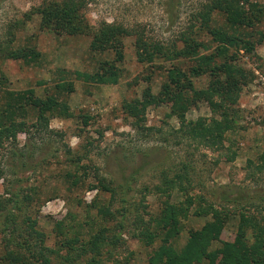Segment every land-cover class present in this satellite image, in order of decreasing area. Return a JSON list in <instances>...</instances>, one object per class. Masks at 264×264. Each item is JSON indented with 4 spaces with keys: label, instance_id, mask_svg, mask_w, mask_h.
Here are the masks:
<instances>
[{
    "label": "rangeland",
    "instance_id": "rangeland-1",
    "mask_svg": "<svg viewBox=\"0 0 264 264\" xmlns=\"http://www.w3.org/2000/svg\"><path fill=\"white\" fill-rule=\"evenodd\" d=\"M46 1L0 0V108L10 97L33 90L35 97L43 100L55 97L70 113L47 112L48 127L41 129L37 108L24 103L15 111V120L25 121L26 127L0 148V215L8 210L15 213L19 226L16 238H30L33 245L38 244L37 249L44 246L49 264H90L96 256L93 264H149L161 240L148 245L139 238L136 216L149 221L160 213L166 199L174 204L185 199L178 189L170 197L155 191L165 175L173 176L182 165L189 166L192 193L203 194L208 200L223 187L264 195V40L260 43L264 0L241 3L248 11L251 3L263 10L253 27H240L257 47L249 54L240 51V63L252 75L240 93L238 124L227 132L221 150L182 138L177 133L180 120L171 113L170 104H149L143 112L137 105L144 100L147 88L154 95L159 93L171 65L188 70L195 64L191 58H173L174 51L184 47L187 35L211 47L202 53L213 51L215 43L198 13L214 0H92L79 11L83 26L79 33L74 32V15L62 21L63 26L44 28L42 15L34 11ZM104 22L137 33L122 37L125 58L117 63L121 76L115 84L85 76L98 72L104 61L116 59L113 49L91 47L95 31ZM212 24L229 27L226 16L217 10L212 12ZM138 35L163 48L153 63L138 60ZM28 47L38 51L35 61L8 58L4 52ZM193 80L202 89L208 86L209 76ZM59 85H69V90ZM213 115L209 103L201 101L187 112V119H210ZM233 152L235 159L228 161ZM137 170L140 172L132 178ZM98 175L117 187L130 179L127 205H132L133 213L125 219L123 230L117 228L123 221L119 214L123 207L121 188L112 198L111 192L102 190ZM104 209L113 215L105 214ZM193 210L188 218H182L181 231L173 240L178 249L187 242L189 231L201 228L209 218L196 216ZM238 224L239 216L232 215L222 239H233ZM103 228L108 229L110 242L101 243L98 256L90 244ZM21 232L24 236H19ZM119 233L122 241L116 245L111 240ZM248 236L254 242L251 230ZM3 237L0 226V264H9L4 258ZM221 246L214 242L211 248ZM21 253L27 259L26 252Z\"/></svg>",
    "mask_w": 264,
    "mask_h": 264
},
{
    "label": "trees",
    "instance_id": "trees-1",
    "mask_svg": "<svg viewBox=\"0 0 264 264\" xmlns=\"http://www.w3.org/2000/svg\"><path fill=\"white\" fill-rule=\"evenodd\" d=\"M92 0H49L35 9L34 13L42 15V26L44 28L55 29L63 26L62 21L76 18L74 32L82 31L79 11ZM248 1V0H246ZM243 0H214L205 10L198 13L201 18V25L212 36L215 48L211 53H202V50H210L211 47L204 42L187 35L184 38V47L174 51L173 58H191L195 64L188 70L173 64L167 71V80L162 84L157 95L152 94L151 88L145 90L144 100L138 101L140 111L146 109L149 104L171 105V113L180 120L181 127L177 131L182 138H189L215 150L224 147L227 132L234 130L238 124L239 108L238 102L243 87L248 83L252 72L247 70L240 63V51L253 53L257 43L250 39V34L240 31V27H253L255 21L260 20L263 10L255 3H251L249 11L241 3ZM257 9V10H256ZM215 10L226 16L229 27L213 26L212 12ZM259 12V15L256 13ZM254 14V15H253ZM69 22V20H68ZM72 23V21H71ZM66 25L67 23L64 22ZM121 25L102 23L95 31L91 47L93 50L108 51L115 50V61H104L98 72L92 75H85L87 78L104 84L118 83L121 71L117 63L125 58L122 37L137 34ZM263 37L260 43L263 42ZM138 60L144 63H153L156 55L164 52L157 43H150L148 40L138 35L136 39ZM5 55L12 59H22L26 62L35 61L39 53L35 48H20L16 50L5 49ZM208 74L209 83L206 88L198 89L193 78ZM84 75L78 73V76ZM61 89H68L69 85H59ZM27 94H30L29 97ZM201 101H207L214 113L208 119L200 117L196 121L187 119V112L198 105ZM28 103L38 109V127L41 129L48 127L49 117L47 112L53 114L57 110L60 115L69 116V108L62 105L55 97L47 100L35 97L34 91H27L16 97H10L4 108H0V148L9 138L16 139L18 132L25 131L26 122L15 120V111L18 107ZM133 115L137 111L130 109ZM87 121V118L85 119ZM33 126H36L34 124ZM236 152L228 157V161H233ZM264 161V153L261 155ZM190 168L187 165L175 171L173 176L165 175L161 185L155 187L159 194L170 197L174 190L178 189L185 196L180 204H174L169 199L164 201L160 213L146 221L142 215H137L134 222L138 232V237L148 245H153L157 240L161 243L150 255L149 264H264V195L256 192L244 193L243 190L232 187H223L214 191V198L208 200L203 194H194L192 191V178ZM140 171H134L131 176L135 177ZM1 174V173H0ZM99 176V175H98ZM99 184L105 192H111L114 198L119 192V187L123 195L121 196L123 207L119 210L122 222L117 226L118 230L125 228V219L133 213L132 205H127V194L131 190L130 179L123 185L115 186L112 181L105 176H99ZM148 189V187H146ZM196 216L209 217L205 224L198 229L189 231V237L185 245L178 249L173 240L179 235L182 218H188L190 212ZM139 209L136 207V211ZM146 210V209H145ZM104 213L113 215L108 209ZM239 216L238 230L231 240L222 239V234L232 215ZM0 226L4 233V258L9 264H29L27 261H34L38 264H49L50 261L44 255V246L40 242V249L31 243V239L25 237L24 240L16 238L19 231L18 219L12 210L0 215ZM62 226V223H59ZM251 230L254 242L248 236ZM107 228L96 233L90 248L101 256L99 247L101 243H109L110 239L106 234ZM24 232L21 235L24 236ZM39 234V233H37ZM41 234V233H40ZM33 237V235L31 236ZM77 240V239H75ZM74 240V241H75ZM122 241L120 233L116 239H112L116 245ZM214 242L221 243L220 248H211ZM43 247V248H42ZM24 251L27 259L23 257ZM97 257V256H96ZM90 259V264L96 263L97 259ZM116 264H121L116 261Z\"/></svg>",
    "mask_w": 264,
    "mask_h": 264
}]
</instances>
